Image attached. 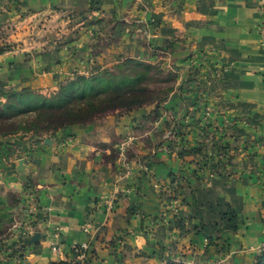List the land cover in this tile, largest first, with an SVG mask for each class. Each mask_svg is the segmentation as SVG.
Segmentation results:
<instances>
[{
	"label": "crops",
	"instance_id": "obj_1",
	"mask_svg": "<svg viewBox=\"0 0 264 264\" xmlns=\"http://www.w3.org/2000/svg\"><path fill=\"white\" fill-rule=\"evenodd\" d=\"M1 31L0 45L10 44L0 52L2 101L24 88L49 95L75 74L157 51L175 68L165 101L19 134L0 189L20 194L14 220L40 233L20 264L72 260L80 241L87 264H212L264 244V0H0ZM183 111L185 141L168 134ZM127 136L125 167L117 147ZM218 150L231 154L232 173L208 177ZM171 195L181 201L175 216L165 214Z\"/></svg>",
	"mask_w": 264,
	"mask_h": 264
},
{
	"label": "trees",
	"instance_id": "obj_2",
	"mask_svg": "<svg viewBox=\"0 0 264 264\" xmlns=\"http://www.w3.org/2000/svg\"><path fill=\"white\" fill-rule=\"evenodd\" d=\"M10 44L0 45V52ZM132 62L135 68L127 72H115L110 69L91 75L75 74L73 78L61 83L58 89L49 95L41 94L33 89L24 88L4 94L0 100V169L6 167V161L13 152L15 141L21 133L34 132L41 134L56 131L74 124L87 123L102 114L112 111L129 112L155 101L156 104L165 101L173 89L168 86L161 96L152 97L149 87L150 73L157 72L150 64H143L137 59H126L115 65ZM124 67V65H123ZM176 136L183 141L185 123L176 119ZM185 141V140H184ZM229 148V146H226ZM127 155V152L126 154ZM150 163L152 159H149ZM213 166L208 177L222 176V170L229 166L232 173L233 160L230 153L216 152ZM151 176H148L150 182ZM185 184L193 191L194 186L190 179ZM28 183H26L27 190ZM21 198L20 194L8 193L7 197L0 196V234L1 227L9 222L12 224V207ZM168 211V212H167ZM172 214L166 209V215ZM10 224V231L12 225ZM4 233V232H3ZM88 262V261H87ZM87 262L85 264H87ZM237 264L236 261L232 262ZM49 264H67L66 261L52 260ZM163 264H192L182 260H168ZM255 264H264V246L257 254Z\"/></svg>",
	"mask_w": 264,
	"mask_h": 264
},
{
	"label": "rangeland",
	"instance_id": "obj_3",
	"mask_svg": "<svg viewBox=\"0 0 264 264\" xmlns=\"http://www.w3.org/2000/svg\"><path fill=\"white\" fill-rule=\"evenodd\" d=\"M44 22H46V21H43V23H42L43 25H40V28L48 30V33L51 35H56L55 33H56L57 28L51 27V26H45ZM2 33L3 32L1 31L0 36H4V35H2ZM35 33L36 32H34V34ZM137 60H139V59H137ZM147 63L152 65L155 68V70H157V72L155 71V72L150 73L151 78L148 82H149V87L152 91V94H151L152 97L153 98H155L157 96L159 97L163 94V90H165V88H167L168 86H172L174 84V77H175V68L173 66L174 61L172 60V56L169 55L168 52L163 53L161 51H157L151 57V59L143 62V64H147ZM123 65H124V67H123ZM123 65H120V68H118V67L115 68V66H113V67H111L110 70L122 73V72H127V71L135 68V66L132 62H126V64H123ZM153 104H156V102L151 101L148 104H145L144 106L153 105ZM171 114H173V113H171ZM152 116H154V114L150 115L149 119H151ZM184 119H186V118L184 117ZM173 122L171 123L170 128H171ZM171 137H173V136H171ZM174 137H176V136H174ZM158 140L159 139H157L156 141H158ZM17 141H15L16 142L15 145L17 144ZM121 141H123V140H121ZM156 141H155V143H156ZM131 142H130V144H131ZM151 144H153L152 145L153 147L155 146L154 143H151ZM129 145L126 147L124 154H126L127 148L129 147ZM165 146L167 147V145H165ZM161 148L164 149V146H162ZM1 170L2 169H0V171ZM161 188H162V186L161 187L159 186V187H156L155 189H158L161 192ZM0 196L7 197L8 192L1 191V189H0ZM165 203H167L166 209H169L172 214L176 215V213L179 211V208L181 205L180 204L181 201H180L179 196L171 195L167 198ZM164 216H166V215H164ZM11 222H12V224L10 222H9V224L5 223L1 227L2 234H0V264H9L13 260H16L15 264H20L21 262L19 260H23L24 256L27 255L28 252L31 250V249H29L28 243H26V244L23 243V239L31 236L33 234V232L32 231L29 232V230H26V232H24V231L20 232L19 228L17 227L19 223L14 220L13 215H12V221ZM10 224L12 225L11 231H10ZM263 246H264V244L261 245V247L252 250L251 255H249L247 258H245V257L241 258L240 257L237 260H235L234 257H235L236 252L233 251L232 252L233 257H231V258L227 257L224 260V262L221 261V262H216V263H212V264H233L232 263L233 261H236L237 264H255L256 256L258 253L261 252V249L263 248ZM246 250L247 249L243 250V252L245 253ZM248 250H251V249H248ZM86 262H87V258L83 262L71 260V259H67V261H66L67 264H69V263L70 264H85ZM192 264H194V263H192Z\"/></svg>",
	"mask_w": 264,
	"mask_h": 264
},
{
	"label": "built area",
	"instance_id": "obj_4",
	"mask_svg": "<svg viewBox=\"0 0 264 264\" xmlns=\"http://www.w3.org/2000/svg\"><path fill=\"white\" fill-rule=\"evenodd\" d=\"M261 73L264 77V66L263 68H261ZM209 109L208 105H205V110L207 111ZM184 117L186 119H184ZM189 118V114L187 111H183V113H181V119L182 120H188ZM177 119V118H176ZM180 119V118H178ZM177 127H178V124L177 123H174L172 124L171 128L169 129V136H176V132H177ZM133 137L132 136H127L126 138L123 139V141H121L119 144H118V158L120 160V162L122 163V165H124L125 167H128V162L126 160V156L124 154L125 152V149L126 147L130 144V142L132 141ZM164 149L167 150L168 147L164 146ZM153 186L156 188V187H161V184L160 182L158 181H154L153 182ZM125 191H130V188H125ZM25 198H23L25 204L24 206H22L24 210H26V212L29 214V215H32V214H35V212L37 211V208H33V207H30L29 204H27V199H30L31 197V194L32 193H25ZM27 197V198H26ZM27 226L29 225H21V224H18V228H19V231L22 232H26V230H30V228H28ZM27 227V228H25ZM84 230L87 231L88 228L87 227H84ZM54 235L55 236H59V229L56 227V231H54ZM88 249H89V242L88 241H80V242H72L70 243V251L72 253V260H76V261H80V262H83L84 260H86L87 258V252H88ZM50 251L56 255L57 257L59 258H65L64 256V253H63V250H62V245L59 243V242H52L51 245H50Z\"/></svg>",
	"mask_w": 264,
	"mask_h": 264
},
{
	"label": "water",
	"instance_id": "obj_5",
	"mask_svg": "<svg viewBox=\"0 0 264 264\" xmlns=\"http://www.w3.org/2000/svg\"><path fill=\"white\" fill-rule=\"evenodd\" d=\"M24 159H19L18 160V167L17 169L20 171H23L25 169V166L23 164ZM40 238V233L39 232H34L31 236L26 237L25 239H23V243L26 244H30V243H35L38 239Z\"/></svg>",
	"mask_w": 264,
	"mask_h": 264
}]
</instances>
